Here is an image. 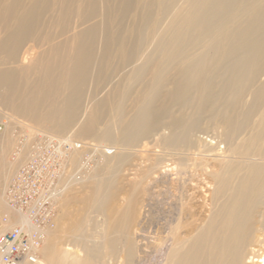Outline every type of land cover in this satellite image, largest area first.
<instances>
[{
	"label": "bare ground",
	"instance_id": "6f19581e",
	"mask_svg": "<svg viewBox=\"0 0 264 264\" xmlns=\"http://www.w3.org/2000/svg\"><path fill=\"white\" fill-rule=\"evenodd\" d=\"M23 1L0 0V23L5 21L14 26L13 30L15 28L0 41V55L11 43L8 55L0 57V66L20 62L18 71H13L12 67V70L0 71V89L6 87L13 92L12 101L6 100L13 114L23 115L40 126L52 122L51 132L62 136H49L59 139L55 152L63 161L61 191L45 197L46 201L49 198L55 201L57 212L54 228L44 232L38 258L43 256L47 264H99L106 250L111 258L109 264H142L148 253L141 234L143 202L127 188L129 185L118 189L109 184L104 191V175L130 161L129 150L153 145L152 181L169 180L174 190H179L177 186L188 175L190 162L201 160L208 161L206 168L210 171L206 170L210 177L207 190L201 188L204 192L198 196L201 201L196 198L192 203L191 197L188 201L182 199L185 203L181 202L176 215L160 224L151 264H264V0H145L153 13L145 17L146 28L138 29L137 44L115 47L127 60L130 68L127 76L131 80L139 82L145 76H150L151 80L135 89L131 108L125 104L131 95L120 93L107 112L104 105L98 103L96 90H88L86 98L84 96L93 45L84 44L81 28L95 18L94 0L87 13L85 0H75L76 7L65 8L60 13H75L73 24L65 26L62 32L71 42L65 43L69 51L61 64L56 63L55 56L42 61L30 51L21 54L19 61L15 60L18 54L20 56L23 43L36 37L50 38L43 31L35 36L36 3L23 5ZM66 1L69 0L64 3ZM3 10L8 13L6 17ZM137 15L135 10L134 17ZM89 33L91 37L95 34L94 27ZM132 48L141 50L135 61L127 56ZM16 72L22 78L16 79ZM172 72L178 77L170 80L168 76ZM84 98L85 109L79 115ZM162 98L169 104L158 106ZM105 116L111 117L107 124L102 123ZM4 119L15 120L10 116ZM205 120L222 131L223 148L206 137ZM112 124L116 125L120 141L113 133ZM9 126L6 133L0 135L3 149L12 147ZM88 139L101 142L98 147L90 146L94 155H99L97 169L93 166L89 170L87 164L90 159L87 158ZM106 143L118 147L113 150ZM72 144H81V147L77 149ZM137 153L142 154V151ZM29 156L10 184L20 170L36 158ZM10 172L7 169L1 177L0 170L2 198L8 192L5 188ZM91 184L96 188L90 191V208L104 217L107 227V232L95 237L96 240L84 229L85 215L80 212L76 217L73 211L77 203H84L80 194ZM6 204L14 219L5 216L1 220L5 228L0 232L24 225L33 229L28 214L12 210L8 199ZM174 207L177 208V204ZM3 208L0 201V212ZM5 218L7 222L3 224ZM64 238L70 242L67 248L62 246ZM36 264H40V260Z\"/></svg>",
	"mask_w": 264,
	"mask_h": 264
},
{
	"label": "rangeland",
	"instance_id": "374dc122",
	"mask_svg": "<svg viewBox=\"0 0 264 264\" xmlns=\"http://www.w3.org/2000/svg\"><path fill=\"white\" fill-rule=\"evenodd\" d=\"M59 1H57V0H24L23 1V5H28L30 2L36 3V10H37L36 13L38 15H37V17H34L33 22L37 23L38 27L36 28L37 25H34L33 29H35V30H33V32L36 33V34L34 33L35 36L40 35L41 33L44 32L43 34L44 35L47 34V36H50V38H45L43 40V38H41V37H39V38L36 37L34 40L32 39L33 41L31 40L29 42L23 43L24 45L22 46L23 49L21 48L20 56H18L19 55L18 54L15 60L19 61L21 56L24 55L23 53H25L26 51H30V52L34 53V57H37L39 55L40 56L39 58L41 60L42 59L45 60L46 57L49 58V56L51 55L50 57L55 56L56 63L61 64L62 62H64V59L66 57L65 53H66V51H69V50L65 49L66 48L65 43H70L71 41H70V37L67 35H63L62 32L65 31V28H66L65 26H67L68 24L69 25L73 24V21L75 18V16H74L75 13H73V15H71V14L67 15L65 13L60 15V13L65 8L70 7L72 9L73 6L76 7V4H75L76 1L75 0H73V1L69 0V1H66L65 3H64L65 0H59ZM145 2H146L145 0H94L95 18L93 21L89 22L88 24H85L81 28L84 31V38H83L84 44H86L87 46L89 44H90V46L93 45V54L89 60L90 61L89 62V68H90L89 72L90 73H89L88 82H87L88 85H86V90H85L84 96L86 98V95H88V90H91L90 92L96 90L98 103L101 106L104 105V108H105L104 111H106V112H107V110H109L112 103L119 98L118 96L120 93L121 94L123 93V95L125 93L128 95H131V97H129L127 99V103H125L127 107L131 108V102H132L133 96H135V93H134L135 89L139 88L140 87L139 84H142V82H143V84H148L151 80V78H149L150 76H145V78L140 79L139 82H136L137 80L136 81L131 80L130 77L127 76L130 73V68L127 66V60L124 59L123 56H121L120 54L117 53L118 49L115 47V46L118 47L119 45L125 44V43L131 47H133L134 45L137 44L138 41H136V38H137L138 29L141 28V30H142V29L146 28L147 24H146L145 17H148L150 14L153 13V9L151 7H148L145 4ZM90 4H91V0H85V7H84L85 11L90 10V8H91ZM135 10H136V13H138L137 17H134ZM22 11L23 10L20 9L19 13L20 12L22 13ZM87 12L88 11H86V13ZM2 14L5 17L8 15V13L7 12L5 13L4 10H3ZM69 16H70V18H69ZM59 23H62V24H59ZM8 24H6L5 21L0 23V39H1L0 41H3L4 35H7L8 33L10 34L15 30V28L13 30L14 26H10V24L8 26ZM1 25L3 28L1 27ZM4 27H5L6 31L4 30ZM91 27H94V29H95V34L92 35V37H91V33H89V30L91 29ZM40 28H41V30H40ZM9 29H10V31H9ZM45 30H47L48 32ZM4 33H6V34H4ZM45 43H47V44L45 45ZM61 44L62 45L65 44V47L64 46L62 47ZM10 46H11V43H9V46L6 49H4V51H3L4 54L2 53L0 55V57L5 58L8 55V50H9ZM56 47H57V49H56ZM49 49H50V51H49ZM129 51H130V49H129ZM49 52H50V54H48ZM41 53L42 54L44 53L43 56ZM140 55H141V50H139V49L137 50L136 48L135 49L132 48L131 53L127 56H131L132 60L135 61L137 58L140 57ZM4 66L5 67L0 66V71L5 72L8 70H12V68H13V71H18V66L20 67V62L18 64H13V65L9 64V65H4ZM16 75H18L19 78ZM16 75H15V78L17 77L16 79L22 78V76H20V74L17 72H16ZM177 77H178V74L176 72H172L170 74V76H168V78L170 80H173ZM146 79H148V80H146ZM125 84H126V86H125ZM90 86H92V87H90ZM125 90H126V92H125ZM121 91H123V92H121ZM133 93H134V95H133ZM12 94H13V92L7 90L6 87H2L0 89V135L3 136L6 133L7 125L8 126L11 125L9 127L11 128V133H12L11 136L13 135V137H11V146L12 147H5L3 149L1 142H0L1 177H2V174L6 173L7 169L11 171L9 174V178H8L9 182H7V187L5 188V190L8 188V185L10 184L12 179L17 174V171H19V169L22 167V164L24 165L27 162V159H29V157H30L29 155H31V152H32L34 140L37 138V136H41V134L43 133L42 134L43 137L46 135L47 136L51 135V137H54V138H59V137L62 138V136H59L60 134H56L54 132L53 133L51 132L52 131L51 128L54 127L52 122H45V124L42 125L45 127L41 128V129H43V130H41L40 127H42V126H40V124L37 125V124L33 123V121L23 117V115L13 114L14 111L12 110V108L10 107V104H9L12 101L11 100ZM108 95L112 96V98L111 97L109 98ZM85 98L83 99L82 102H80L81 108L79 110V112H80L79 115L84 112L85 102H86ZM168 104H169V102L165 98H162L157 103L158 106L168 105ZM6 116H10L12 119L15 118V120L12 122H9L7 119H4V117H6ZM77 118H79V117H77ZM110 118L111 117L108 118L105 116V118L102 119L103 122L102 121L101 122L107 124V122H109L108 119H110ZM4 123L6 124L5 126H4ZM112 125L113 126H111V128L113 130V133H114V135H117V137L120 141V137L118 136L117 130L115 128L116 125L115 124H112ZM99 127L103 128L102 125H99ZM204 127H205L206 137H208V139H212V141L217 142V144L220 145V146H218L219 148H221V147L223 148L225 145L221 143L223 141L222 131L219 128H217L216 126H212L211 123L208 122L207 120H205ZM32 130H34V131H32ZM41 131H44V132L41 133ZM37 132H38V134H37ZM53 135H56V136H53ZM15 140H16V143H15ZM74 140H75V138H74ZM87 141L91 145V147H98V145H100V143H101L98 140L88 139ZM145 142L147 143L148 141L146 140ZM30 144H31V146H30ZM106 144L108 147H110L113 150H115L116 147H118V146H115L114 144H111V143H106ZM24 146H27V148H25ZM133 149L134 150H129V152H130L129 157L131 160L126 162L127 164L126 163L122 164L116 170H113L112 172H108L104 175L105 184H104L103 189H104V191H106L109 184H112L115 187H118V189H123L124 187L129 185V186H127V188L131 189V192L133 193V195L135 197L139 198V200H141L143 202V205H144V209H143L144 215H143V224H142L143 232L141 234L144 237V240H143L144 249H145V251H148V253H147L148 256L146 255L143 263L144 264H151L152 258H150V257H152L153 254L155 253V249H156L155 244H156V238H157L156 232H157L158 228H160V224L162 225L166 221L172 219L176 215L178 210H180V208H179V207H181L180 205L182 203H185V200L188 201L191 197V198H193V201H191V202L192 203L196 202V200H197L196 198H198L199 195L201 196L204 193L203 190H201V188L204 189V191L207 190L206 186H208V185H206V184L208 183V179L210 177V174L208 173L210 171V169L206 168L209 166L208 161L201 160V161L190 162L191 163L190 166L187 167L188 175L186 177H184V179L182 181H180L181 183L178 184L179 186H177V187L179 188V190H174L175 187L172 186L173 184L171 182H169V180H165V179H161V180H157V181L151 180L152 176H151L150 166H151V164H153V161H154V158H151L152 151L154 150L153 145H147L144 148L140 147V148H133ZM144 149H146L147 151ZM25 151L26 152L28 151L29 153L28 152L26 153ZM138 151H142V154L137 153ZM145 151H146V153H145ZM6 153H7V155H6ZM21 157H23V160L21 159ZM2 158H3V160H2ZM143 158H145V159L148 158V159H146L147 160L146 161ZM25 160H26V162H25ZM2 161H3V163H2ZM196 162L198 163V166H197ZM202 163H204V165ZM94 164H95L94 169H97V166H96L97 162L95 161ZM202 166L204 168H201ZM92 169H93V167H92ZM130 169H131V171H130ZM206 169L209 171H207ZM200 171H202V172H200ZM109 173H110V175H109ZM194 174H195V176H192ZM148 175H149V177H148ZM190 175H191V179H190ZM101 176H103V175H101ZM194 183H195V185H194ZM197 184H198V186H197ZM130 186H132V187L130 188ZM94 188H96L95 184L89 185L88 190L84 194H80V197H79V198L85 200L84 203H77L75 208H73L74 216H76V217L79 216L80 212H81V215L82 214L85 215L84 219H87V222L85 221L86 225L84 224L86 227L84 225L83 226L85 227L84 229L87 231L88 236H90V238L93 240L95 237H101L104 234V232H107V227L105 226L104 217L101 216V214H98L96 212H92V208H90V207H92V205L90 203L89 196L91 195L90 191L94 190ZM190 188L193 189L194 192ZM0 189H1V185H0ZM198 190H200V191H198ZM174 191H176L177 193ZM189 191H190V193H189ZM81 192H83V191H80V193ZM193 193H194V196H193ZM180 194H181V196H180ZM2 199H4V200H2ZM182 199H185V200H182ZM199 199L202 200V198H198V201H201ZM121 200H122V197H121ZM0 201L1 202L3 201V207H4L3 211L0 212V230H3L5 227L2 225L1 220L5 216H8L11 220H13L14 218H12V212L10 214V211L8 210V206H6L7 205L6 204L7 199L5 196L2 198L1 192H0ZM175 204H177V208L174 207ZM86 205H87V209H86ZM86 210H87V214H86ZM96 225H97V227H96ZM57 226L58 225H57V220H56V228H57ZM97 239L100 240V238H97ZM95 240H96V238H95ZM62 243H63L62 244L63 248L69 247L70 242H67V239H65V238L62 239ZM120 245H121V243L118 244V247H119L118 249H120ZM107 252L108 251L105 250L101 254V257L99 259V264H109L110 263L111 258H109V252L108 253ZM40 257H41L40 258V264L42 261H44V264H47V261L44 260V257L43 256H40Z\"/></svg>",
	"mask_w": 264,
	"mask_h": 264
},
{
	"label": "built area",
	"instance_id": "2783aa9c",
	"mask_svg": "<svg viewBox=\"0 0 264 264\" xmlns=\"http://www.w3.org/2000/svg\"><path fill=\"white\" fill-rule=\"evenodd\" d=\"M72 145L77 149L81 147V144ZM90 146L87 156L90 158L87 163L90 166L89 170L99 157L94 155ZM58 147L59 139L37 136L31 152V155L36 157L35 160L26 164L8 187L6 197L10 208L28 214L33 229L24 225L0 232L2 264L39 263L38 250L43 244L44 232L54 228L57 212L55 201L50 198L46 201L45 197L61 191L59 184L63 161L58 159L55 152L58 151ZM6 222L5 218L3 224Z\"/></svg>",
	"mask_w": 264,
	"mask_h": 264
}]
</instances>
